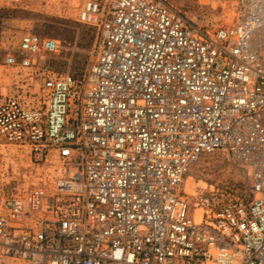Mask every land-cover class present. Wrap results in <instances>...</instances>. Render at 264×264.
I'll return each mask as SVG.
<instances>
[{
    "label": "built area",
    "instance_id": "1",
    "mask_svg": "<svg viewBox=\"0 0 264 264\" xmlns=\"http://www.w3.org/2000/svg\"><path fill=\"white\" fill-rule=\"evenodd\" d=\"M78 20L96 30L84 76L49 69L66 47L33 32L4 58L0 138L46 169L0 185V264H264V0L212 31L165 0H81ZM207 153L246 189L188 194Z\"/></svg>",
    "mask_w": 264,
    "mask_h": 264
},
{
    "label": "rangeland",
    "instance_id": "2",
    "mask_svg": "<svg viewBox=\"0 0 264 264\" xmlns=\"http://www.w3.org/2000/svg\"><path fill=\"white\" fill-rule=\"evenodd\" d=\"M0 0V93L12 91L16 71L4 64L8 52L16 49L25 32L59 40L66 47L50 55L44 64L54 73L84 76L92 62L90 50L96 30L78 20L81 0ZM198 27L212 31L227 25L234 13L235 0H165ZM43 7V8H42ZM45 166L35 165L25 148L0 138V185L5 192H22L39 183ZM249 170H251L249 168ZM242 171L224 161L217 153L202 154L184 180L188 194L206 190L211 185L243 192L246 182Z\"/></svg>",
    "mask_w": 264,
    "mask_h": 264
}]
</instances>
